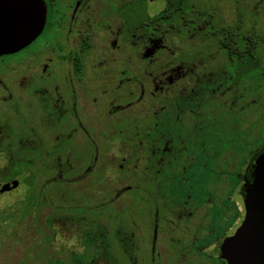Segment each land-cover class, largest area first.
I'll list each match as a JSON object with an SVG mask.
<instances>
[{"label": "flooded vegetation", "instance_id": "flooded-vegetation-1", "mask_svg": "<svg viewBox=\"0 0 264 264\" xmlns=\"http://www.w3.org/2000/svg\"><path fill=\"white\" fill-rule=\"evenodd\" d=\"M258 1L227 0L217 6L216 0H42L45 20L40 35L10 54L35 44L30 66L11 65V84L0 81V107L9 111L0 118V152L16 157L10 173L26 170L29 174L27 203L32 197V167L17 166L24 155L39 147V153H45L41 171L56 172L55 181H59L69 161L63 157L65 166L61 161L58 164L56 156L48 158L47 153H90L64 169L65 184L78 183L83 188L86 182L95 184L96 175L106 183L116 179L113 187L95 192L96 199L91 201L90 211L95 214L87 221L97 229L84 230L87 215L77 213L79 199L62 198L63 203L70 200L83 238L90 244L98 241L93 248L107 253L114 245L101 241L107 234L112 238L110 208L119 207L120 199L122 206L127 190L133 188L124 184L126 175L119 171L124 165L107 172L112 162L108 156L119 164L133 159L128 167L147 184L152 180L158 185L173 183L192 192L199 176L188 169L203 174L204 165H193L207 160L210 152L204 153V144L189 139L188 128L207 123L209 114L222 109H227L225 117L230 122L220 128L224 135L232 134L234 141L231 152V148L220 149L221 161L226 159L224 153H246L239 138L242 133L248 135L252 126L256 130L250 116L256 114L261 98L257 96L264 87V0ZM142 2L145 9L134 11L138 25L133 27L129 9ZM5 56L9 55L0 58ZM18 79L20 92H16ZM259 110L263 116V107ZM151 117L156 128L153 140L141 134ZM51 139L55 141L52 147L48 146ZM221 146L217 144L218 149ZM263 148L251 152L242 176L234 181L222 178L215 184L214 197L197 202L192 198L191 205L186 196L165 208L160 198H149L147 190L142 195L136 188L141 192L139 200H151L155 207L153 212L139 208L144 229L129 251L138 254L136 263L226 264L222 245L245 216L240 195L244 173L250 159ZM95 153L106 154V172L95 174ZM225 170L215 165L209 173L223 177L228 174ZM177 180L179 184L172 182ZM205 192L212 194L209 188ZM25 214L29 222L30 205ZM102 215L105 224L99 223ZM230 223L232 227L223 229ZM127 250L121 246L119 252ZM73 260L80 261L78 256Z\"/></svg>", "mask_w": 264, "mask_h": 264}, {"label": "rangeland", "instance_id": "rangeland-1", "mask_svg": "<svg viewBox=\"0 0 264 264\" xmlns=\"http://www.w3.org/2000/svg\"><path fill=\"white\" fill-rule=\"evenodd\" d=\"M211 1L212 0H210V2ZM215 3L219 6L221 3L227 4L228 2L227 0H216ZM242 3L249 4V0H242ZM149 5L151 10H155V5ZM142 8L145 9L143 2L141 4L136 3L133 8L129 9V24L133 27L138 25V16L134 11H138ZM35 47V44H33L28 49L15 55L0 58V72H6L5 74H0V81H4L5 84H11L12 78L9 75L11 65L15 66L21 64L23 67H29L31 63V56L29 55L35 52ZM19 81L20 79L16 81V92H20ZM262 88L263 90H260L257 97L263 98L264 87ZM261 98L257 100L256 114L253 112L250 116V122H256V130H254L252 126V131L248 135L242 133L239 138L241 145L243 144L242 151L246 150V153L241 151H237L236 153H224L226 159L221 161L223 153L220 149L224 148V150H227L231 148V152L232 141H234V136L232 134L230 136L224 135L220 128L222 125L229 124L230 122L229 118L225 117L227 109L214 111L207 116V123L193 125L191 130L188 128V133L190 134L189 139L194 140L197 145L204 144V153L210 152L207 160L193 165L197 167H202V165H204L206 168L203 167L205 168L203 169L205 170L203 174L202 170L199 171L193 167L188 169V171L190 170L199 176L198 182L195 180L194 185L190 188V190L193 189L192 192L186 193L173 183L158 185V182L152 180V184H147L146 179L142 178L134 168L128 167L133 159L125 160L126 162L123 163L120 161L121 164H119V161L115 162L114 156H108V160L110 159L112 162L111 168L107 172L113 173V171H117V167L124 165L123 169H118L126 175L124 184L133 188L132 190H127V192H129L124 195V199H122L124 203L122 206L120 199L118 202L119 207L110 208V224L112 225H110V233L112 234V238H109L111 236L107 234L105 240L101 241L106 246L109 245V243H111V246L114 245L107 253H102L99 251V248V250L93 248L94 244H97L98 241L90 244L83 238V233L80 231L77 219L73 217L76 212H73L74 209H70V200L75 198L79 199V202L76 204L80 205V207H78L80 211H77V213L81 212V215H87V219L83 221H90L94 218L93 214H95L90 211V209L93 208L91 201L96 199L95 192L104 191L110 185L113 187L116 179L106 183L100 180V176L96 175L97 181L95 184L86 182L84 186L81 185L83 188H78V183L72 185L65 184L66 173L64 169L69 167V164L73 165L76 158L89 156L90 153H47V156H49L48 158L56 156L55 161L58 162V164L60 163L59 161H61V165L65 166L66 161L63 162V157L67 158L69 161L66 167L61 169V178L63 179L59 181H55V179L58 178L56 172L41 171L42 168L40 166H42L45 153H39V147L34 149L32 153L24 155L20 163H23V165L28 164V167L33 168L29 170L32 173L30 176L32 197L31 201L27 203L26 199L29 191L27 177L29 174L26 170H23V172L18 173L16 177H13L12 181L14 180L17 182L16 187L0 195V264H137L136 260L138 254L129 251L132 249L131 245H134L135 240L138 235H140V230L142 232L144 229L142 225L144 217L140 214L141 210L139 211V208L147 207L143 208L145 212L147 211L146 209H148L149 212H153L155 207H153L154 204L151 200L141 202L139 200L141 192L137 191L136 188L142 190V195L144 194V189L147 190V197L149 198L154 197L157 201L158 198H160V203L164 204L165 208L175 206L177 202L174 199L182 201L186 196L190 198L186 199L188 205L202 198L214 197L215 184L221 181L222 178L223 180L229 179L230 181H234L238 176H242L243 166L253 154L251 152L255 149H261L264 145V113L263 116H260L261 112L259 110V106H262L264 112V99ZM8 112L9 111L5 107H0V118L3 119V117L8 115ZM98 123L99 122H97V124ZM154 123L155 121L151 117L144 129L141 130L143 137H149L153 140L156 131ZM213 127L216 131L215 135ZM202 132L205 134L204 136H191V134L195 135ZM103 133L107 132L104 131ZM19 141L20 140H18L17 145ZM65 143H67V141ZM218 143L222 144L219 149L217 148ZM32 144L34 146V144L37 143ZM50 145L51 147L54 146L55 141L51 139L48 146ZM6 150H8V148H6ZM95 157L97 158L95 174H99L102 171L106 172L104 170L105 161L107 160L106 154L95 153ZM15 158L14 153H9L5 150L0 152V184L5 185V183L9 182L7 177L11 172V167L14 162H16ZM215 165H223L224 168L228 170V174L223 177H219L218 173L211 175L209 171L211 167ZM34 174H36L38 178L37 181ZM206 176L208 180L205 179ZM150 177L152 178V175H150ZM47 182L51 183L45 185ZM172 182H177V184H179L178 180ZM81 183H83V181ZM205 188H209L212 194L209 195L206 193ZM117 189H119V187ZM81 190H84V193H82L83 191ZM62 195L65 196L64 198L70 200L63 203ZM162 198L165 199V201ZM192 198L194 200L193 202H191ZM168 200H170V202ZM27 205L28 208L29 205L31 206L29 222L25 214ZM72 205H75V202H72ZM61 206L66 207L61 209ZM159 215L161 214L159 213ZM100 217L99 223L105 224V217L103 215ZM88 221L84 226V230H96V225L92 223L89 224ZM231 224L232 223L228 226L223 225V229L227 227L229 229L232 227ZM144 225L146 226V224ZM121 246L128 247L125 254H120L119 251ZM74 256H78L80 261L75 260L74 262Z\"/></svg>", "mask_w": 264, "mask_h": 264}, {"label": "water", "instance_id": "water-1", "mask_svg": "<svg viewBox=\"0 0 264 264\" xmlns=\"http://www.w3.org/2000/svg\"><path fill=\"white\" fill-rule=\"evenodd\" d=\"M44 14L42 0H0V56L30 45L43 29ZM16 186L0 185V194ZM240 195L245 216L223 243L221 258L226 264H264V148L250 159Z\"/></svg>", "mask_w": 264, "mask_h": 264}, {"label": "trees", "instance_id": "trees-1", "mask_svg": "<svg viewBox=\"0 0 264 264\" xmlns=\"http://www.w3.org/2000/svg\"><path fill=\"white\" fill-rule=\"evenodd\" d=\"M20 162H22V161H19V162L17 163V166H19V165H23V163H20ZM17 174H18V173H16V172H12V173H10V174L8 175V179L13 178V177H16ZM34 175H35V179H36V181H37L38 178H37L36 174H34Z\"/></svg>", "mask_w": 264, "mask_h": 264}]
</instances>
